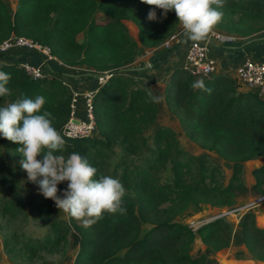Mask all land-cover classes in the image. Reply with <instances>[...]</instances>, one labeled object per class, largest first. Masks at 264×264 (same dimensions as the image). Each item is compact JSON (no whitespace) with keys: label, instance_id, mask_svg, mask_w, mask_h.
I'll return each mask as SVG.
<instances>
[{"label":"trees","instance_id":"obj_1","mask_svg":"<svg viewBox=\"0 0 264 264\" xmlns=\"http://www.w3.org/2000/svg\"><path fill=\"white\" fill-rule=\"evenodd\" d=\"M151 7L141 0H18L12 14L0 0V43L12 35L29 38L46 45L65 66L111 73L92 99L98 134L65 137V148L57 154L79 153L98 169V175L117 178L126 189V214L105 212L96 224L86 227L69 214L67 222L53 219L55 202L42 194L22 201L16 172L0 161V216L11 220L26 212L48 224L52 233L44 243L32 238L18 241L12 233L10 237L20 244L15 254L25 255L27 264H35L42 251L61 252L68 241L77 248L73 264H205L208 256L229 246L231 225L218 217L193 230L178 218L207 206L234 207L250 192L255 197L264 194V164L253 169L251 187L242 180L244 163L264 157V98L254 91H240L236 78L225 74L205 78L212 90L209 94L194 90L195 80L176 68L164 95L167 109L185 135L200 149L231 163L226 184L221 169L210 165L205 155L183 150L170 128L158 127L153 147L146 144L144 130L158 113L157 103L148 96L153 91L144 79L118 70L133 64L138 45L155 48L178 32L181 23L174 10L163 18L157 9L160 19L154 22L147 19ZM222 11L223 18L213 30L244 40L264 35V0H226ZM98 14L103 17L98 19ZM125 21L136 26L139 43L129 36ZM81 35L84 42L78 41ZM0 71L11 75L8 87L15 101L43 95L44 110L53 114L52 123L60 131L71 101L62 79L33 80L17 63H0ZM7 96L0 97V106ZM20 146L0 134V149L19 163L23 159L17 151ZM115 146L122 157L110 169ZM141 151V164H133L129 156ZM167 167L169 182L163 183L160 173ZM241 236L247 252L264 261V228L256 225L252 212L243 216ZM196 238L204 247L192 254ZM5 244L6 252L16 250Z\"/></svg>","mask_w":264,"mask_h":264},{"label":"clouds","instance_id":"obj_2","mask_svg":"<svg viewBox=\"0 0 264 264\" xmlns=\"http://www.w3.org/2000/svg\"><path fill=\"white\" fill-rule=\"evenodd\" d=\"M152 6L148 12L149 21H158L157 9L167 18L175 11L183 27L185 42L204 40L223 18L226 0H141ZM11 75L0 71V97L10 95L8 84ZM194 90L211 94L203 79L192 83ZM148 96L152 102L163 97ZM46 98L19 99L0 106V134L7 140L21 145L17 151L22 154L21 167L27 178L38 185L39 193L52 199L60 211L82 220L84 226H92L103 218L105 212L126 214L123 197L126 189L122 182L110 175L99 174L98 169L86 157L73 152L62 153L67 133L57 130L52 121L53 114L44 110ZM42 156V159H38ZM67 181L62 195L58 185Z\"/></svg>","mask_w":264,"mask_h":264},{"label":"rangeland","instance_id":"obj_3","mask_svg":"<svg viewBox=\"0 0 264 264\" xmlns=\"http://www.w3.org/2000/svg\"><path fill=\"white\" fill-rule=\"evenodd\" d=\"M3 1L7 4L10 12L14 14L17 8L18 0H3ZM102 17H103L102 14L97 15L98 19ZM124 25L131 39L139 43L138 30L136 26L129 21H125ZM180 27H182V25H180ZM257 37H259V35L256 36V38ZM78 41L84 42L83 35L78 37ZM138 49H139L138 56H140L143 53V51H145L148 48H144L138 45ZM129 66H133V64ZM130 72L132 71L126 73H128L129 75H134ZM172 72L173 71L170 70L169 72L166 73L165 75L166 83L163 87L161 86L155 87V95L158 97H163V99L159 101V108L156 119L151 125H149L144 130L143 135L146 144L150 147H153V135L155 133V130L161 126L168 127L175 132L179 146L183 150H185L187 153L193 156H199L203 154L207 157V161L210 165L218 166L221 169V173H222V179H221L222 183L226 184L231 174V169L229 165L230 162L222 160L212 152H208L206 150H202L199 147H197V145L193 143L185 135L178 119L172 113H170V111L166 107L164 100L165 89L168 83L170 82L171 79L170 77ZM215 74L216 72L214 73V75ZM134 77L142 78L148 84L147 80L139 76L138 74H136ZM194 80L197 81L201 79H194ZM239 90L243 92L249 91L245 86L241 84ZM14 101L15 99H13L12 97H10V95H8L5 99L4 106ZM95 134H98L97 131ZM143 155L144 152L141 151L136 155L129 156V159L132 160L133 164H141ZM121 157H122V151L118 146H115L113 148V152L110 155V159H109L110 169H112V167L116 165V163L119 161ZM259 158L260 161L256 162V165L258 166L264 164V157H259ZM0 161L3 164H5L8 168L10 167L16 172L17 180H18L17 190L19 197L22 201H25L29 195H34V196L41 195L39 193L38 185L28 180L27 172L23 170L21 164L18 161L14 160L11 157V155L7 153L4 149H0ZM252 163L250 164L252 165ZM168 167L166 168V170H163L160 173V181L163 183L169 182L170 173ZM244 183L246 184V182ZM253 183L254 181L250 183L249 186L248 185L247 186L251 187ZM67 184L68 182L65 181L58 185V188L60 189V193L58 194L62 195L63 191L67 188ZM259 198H262V200L256 203V201ZM233 209L236 210L232 211ZM247 212H252L254 215V220L256 225L264 228V194L260 197H255L254 193L250 192L247 194V196L242 197L239 200V203L234 207L216 208V207L207 206L198 212L180 216L178 219L182 223L187 224L193 230H195L200 225L209 222L215 219L221 213H224L223 218H225L229 222L232 228V236H231L230 244L226 249L217 251L213 255L208 256L205 264H264V261H259L254 259L247 252L242 241L241 224H242L243 216ZM52 218L60 221H66V222L68 221L67 213L60 211V209H58L56 205L52 212ZM143 227L147 228L148 226L144 225ZM12 233H16V235L18 236L17 239L18 241L24 240L26 238H32L39 243H44L49 237V235H52L48 224L41 222L37 218L33 217L31 214H27L26 212L20 215L19 217H17L16 219H11V220L0 216V260L4 259V262H0V264H27V259H25V255L18 256L17 254H15V251H17L20 244L10 237ZM6 242H7V247L14 246L16 250L11 251L9 253L6 252L5 250ZM203 247L204 246L201 243V241L198 238H196L193 243L191 253L196 254V252L199 250L201 251ZM76 251L77 248L70 246V243L68 241L65 243L64 250H62L61 252L50 253L47 251H42L39 257L34 261V263L35 264H68L70 263L71 257H73L76 254Z\"/></svg>","mask_w":264,"mask_h":264},{"label":"built area","instance_id":"obj_4","mask_svg":"<svg viewBox=\"0 0 264 264\" xmlns=\"http://www.w3.org/2000/svg\"><path fill=\"white\" fill-rule=\"evenodd\" d=\"M176 34L163 42L166 48L176 40ZM241 38L221 31L212 30L203 42H191L187 48L182 69L194 79H205L214 75L216 71V59L211 54L210 43L232 45L238 43ZM11 51H28L40 55L41 60L37 63L31 61L21 62L19 65L25 73L33 80L55 76L51 65L62 64L56 57L51 55L46 45L39 44L29 38L12 35L6 41L0 43V56ZM111 73H97L99 87L102 86ZM235 78L238 83L248 90L254 91L258 96L264 98V57L261 60L244 59L236 69ZM62 82L67 85L66 81ZM68 86V85H67ZM71 92L70 113L67 121L61 127V133H67L66 138L90 137L96 133V125L93 116L92 99L95 92H80L69 89ZM79 98L84 99L83 114L79 115L77 102ZM259 198L256 203L260 202ZM236 209H233L234 211ZM221 213L218 217H223Z\"/></svg>","mask_w":264,"mask_h":264},{"label":"crops","instance_id":"obj_5","mask_svg":"<svg viewBox=\"0 0 264 264\" xmlns=\"http://www.w3.org/2000/svg\"><path fill=\"white\" fill-rule=\"evenodd\" d=\"M183 32V27H180L176 33V40L171 43L168 48L161 44L158 47L146 49L133 62L134 67H147L145 70H137L130 73L134 74L133 76L138 74L145 78L153 91L154 96H156L155 87H163L165 85L166 73L170 70L173 71L176 68H182L183 66L187 48L190 43L193 42L190 40L185 42ZM263 37L264 35H259L257 38ZM205 40L206 38L197 42H203ZM247 41L248 40L241 39L238 43L232 45L210 43L211 54L216 59L217 63L216 74H226L235 78L236 69L244 59L249 58L252 60H261L264 57V40L243 45V43ZM166 50L167 53L165 55L164 53ZM40 60L41 57L37 53L28 51H11L0 58V63L8 62L20 64L24 61L37 63ZM51 69L55 76H59L66 81L69 89H74L80 92H96L99 88L97 76L86 74L90 72L87 68L68 67L63 64L54 63L51 65ZM66 74H70V76H65ZM156 103L159 108V102ZM77 108L79 112L78 114L82 115L84 109L83 98L78 99ZM258 161H260V158L246 161L243 165L242 180L244 179V182H246V185L248 186L254 181L252 171L258 167V165H256V162ZM250 163H252V165ZM229 165L231 169V164L229 163ZM73 259L74 256L71 257L70 263L68 264H73ZM1 260L0 262H4V259Z\"/></svg>","mask_w":264,"mask_h":264},{"label":"water","instance_id":"obj_6","mask_svg":"<svg viewBox=\"0 0 264 264\" xmlns=\"http://www.w3.org/2000/svg\"><path fill=\"white\" fill-rule=\"evenodd\" d=\"M260 40H264L263 38H252L250 40H248L247 42L243 43V45H247L253 42H258ZM147 67H134V66H129V67H121L118 71L119 72H129V71H137V70H145ZM88 75H96V73L90 71L89 73H86ZM65 76H70V74H66ZM74 76H78V75H74Z\"/></svg>","mask_w":264,"mask_h":264}]
</instances>
